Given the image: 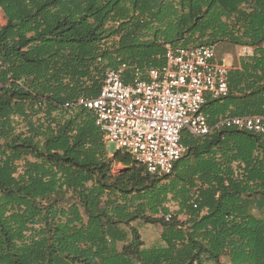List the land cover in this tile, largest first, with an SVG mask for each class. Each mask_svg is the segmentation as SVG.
Segmentation results:
<instances>
[{
  "label": "trees",
  "instance_id": "16d2710c",
  "mask_svg": "<svg viewBox=\"0 0 264 264\" xmlns=\"http://www.w3.org/2000/svg\"><path fill=\"white\" fill-rule=\"evenodd\" d=\"M0 8V264H264V135L184 133L187 154L158 177L110 152L77 104L98 95L107 69L162 65L167 44L226 42L252 54L229 70V95L209 100L205 114L212 125L264 115V0ZM222 178L235 187L220 188ZM138 220L162 227L161 246L146 248Z\"/></svg>",
  "mask_w": 264,
  "mask_h": 264
},
{
  "label": "built area",
  "instance_id": "2783aa9c",
  "mask_svg": "<svg viewBox=\"0 0 264 264\" xmlns=\"http://www.w3.org/2000/svg\"><path fill=\"white\" fill-rule=\"evenodd\" d=\"M216 48L167 44L162 65L135 66L129 75L126 65L107 69L98 95H81L77 104L93 113L107 144L131 155L147 173L169 176L188 152L184 133L200 138L235 128L264 135V115L225 117L212 125L205 114L209 100L230 93L229 68L217 60ZM251 53L244 47L246 56Z\"/></svg>",
  "mask_w": 264,
  "mask_h": 264
},
{
  "label": "rangeland",
  "instance_id": "374dc122",
  "mask_svg": "<svg viewBox=\"0 0 264 264\" xmlns=\"http://www.w3.org/2000/svg\"><path fill=\"white\" fill-rule=\"evenodd\" d=\"M0 22L2 24L6 23V18L4 15V12L2 11V9L0 8ZM226 43V42H225ZM224 44V43H222ZM222 44H219L217 46V53H216V58L219 61H223V63L225 65H228L230 63L229 60V53L230 50L229 48H226L224 46H222ZM229 45H231V48L234 51V54H243L244 57V47H239V46H235L233 44L228 43ZM238 56V55H237ZM238 59H240L238 61V66L240 67L241 65V58L238 57ZM108 149L110 152L112 153H116L118 150L116 149V145L114 143H109L108 144ZM122 167L120 165H116L114 167V172L117 173L119 171H121ZM236 180H229V179H219L218 183L220 188L222 189H231L235 187V183ZM169 207L172 211H176L178 209L177 205L174 202H170ZM134 225L140 230V232L142 233L143 236V240L145 242V246L146 248H153V247H158L162 245V240H161V231H162V227L160 225L157 224H151L148 223L144 220H138L134 223Z\"/></svg>",
  "mask_w": 264,
  "mask_h": 264
},
{
  "label": "crops",
  "instance_id": "0c3cea01",
  "mask_svg": "<svg viewBox=\"0 0 264 264\" xmlns=\"http://www.w3.org/2000/svg\"><path fill=\"white\" fill-rule=\"evenodd\" d=\"M222 46H224V47H226V48H229V50H230V53H229V55H228V57H229V60H230V63L228 64V65H226L228 68H229V70H233V69H239L240 67L238 66V61L240 60V59H238V57L239 58H241V57H243V54L241 53V54H234V51H233V49L231 48V45H229L228 43H224V44H222ZM244 49V48H243ZM216 53H217V48H216ZM252 54V53H251ZM244 56H246L245 54H244ZM223 62V61H222Z\"/></svg>",
  "mask_w": 264,
  "mask_h": 264
}]
</instances>
